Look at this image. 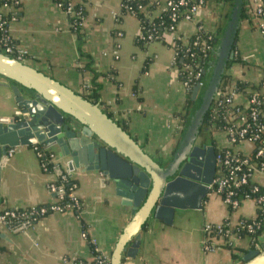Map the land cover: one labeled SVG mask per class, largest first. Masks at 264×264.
I'll use <instances>...</instances> for the list:
<instances>
[{
	"label": "crops",
	"instance_id": "1",
	"mask_svg": "<svg viewBox=\"0 0 264 264\" xmlns=\"http://www.w3.org/2000/svg\"><path fill=\"white\" fill-rule=\"evenodd\" d=\"M167 0L155 3L151 16L165 9ZM256 0H244L236 34L234 61L225 74L247 84L246 92L264 94V37L258 21L250 12ZM85 9L80 23L81 39L69 26L67 17L55 0H18L12 8L7 34L15 45L26 51L24 63L55 79L79 94L94 80L98 105L160 165L170 160L182 133L186 114L187 90L177 75L178 66L171 46L172 34L144 47L135 45L139 33L137 19L121 14V0H71ZM229 8L218 0H207L190 21L180 20L174 35L186 45L202 29L216 33L224 27ZM86 63L88 69L81 70ZM96 75L95 79H93ZM0 77V115L19 110L8 86ZM197 97V95L195 96ZM233 103L244 107L247 97L233 95ZM193 100V98L191 97ZM216 149L231 148L249 154L252 145H229L224 131H212ZM209 142V135L205 140ZM55 161L62 172L77 183L76 197L81 203L75 211L52 212L22 230L0 225V264H71L75 259L92 260L86 236L95 249L110 259L115 242L132 217V208L122 202L100 173L74 166L69 156H60L56 146ZM0 166V209H27L49 204L54 194L47 184L55 174L41 169L32 146H18ZM251 180L264 186V167L253 172ZM256 204L242 199L233 211L219 195L209 191L198 210H175L171 223L150 217L141 231L140 245L134 258L123 255L122 264H242L250 251L248 237L230 233V247L214 237L211 251L203 249V225L227 220L232 229L240 218H254ZM259 250L264 243V229L258 237ZM253 250V249H252ZM234 256V257H233Z\"/></svg>",
	"mask_w": 264,
	"mask_h": 264
},
{
	"label": "water",
	"instance_id": "2",
	"mask_svg": "<svg viewBox=\"0 0 264 264\" xmlns=\"http://www.w3.org/2000/svg\"><path fill=\"white\" fill-rule=\"evenodd\" d=\"M244 0H233L222 34L211 49L208 77L198 104L166 165L139 144L98 104L13 56L0 53V77L8 83L16 111L0 115V166L18 146L54 145L76 167L100 173L122 202L132 208L118 236L109 264L137 254L141 231L150 217L171 223L175 210H198L215 173V148L200 136L204 116L233 56ZM200 89L191 92L194 99ZM61 173L60 168L56 169ZM0 237L3 235L0 234ZM250 250L242 264H264V243Z\"/></svg>",
	"mask_w": 264,
	"mask_h": 264
},
{
	"label": "trees",
	"instance_id": "3",
	"mask_svg": "<svg viewBox=\"0 0 264 264\" xmlns=\"http://www.w3.org/2000/svg\"><path fill=\"white\" fill-rule=\"evenodd\" d=\"M55 1L57 2L58 0ZM170 1H172V3H176L178 0H170ZM196 1L197 0H186L187 3L185 7L186 8L190 7V5H192ZM206 1L207 0H204V2ZM218 1L219 2L222 1L224 5L228 6L229 9L233 2V0H218ZM9 2L10 0H0V6L3 3H9ZM58 2L61 3L62 9H65L67 3L71 2V0H62ZM244 3L245 2L243 1L242 15L244 10ZM154 7H155V3L149 2V0H121L120 13L131 14L137 19L139 25V33L135 37L134 43L139 47H144L151 42L162 40L164 34L167 33L172 34L171 46L175 52L174 53L175 63L178 66L177 75L179 80L186 85V90H187L186 105H185L186 114L184 116V125L182 128V130H184L187 124L189 123L190 118L193 115V112L195 111V108L198 104V100L202 92V86L204 85L208 77V70L210 68L208 62L211 58V49L217 43L218 38L222 34L223 26H220L216 31V33H205L202 29H199L195 34H193L190 37L186 45H183L181 41L174 35V33L170 31V26L173 25V22L170 17L173 13L178 12L181 9V7H178L179 9L177 10L171 9V7L164 9L157 16H152L151 19H149L147 15L151 14ZM72 9L74 10V13L77 12L78 14L77 15L67 14L66 17L70 29L77 34L79 39H81L80 23L84 17L85 9L81 4H72ZM12 15L13 12L7 11L6 13L0 15V21H4L6 23L12 18ZM225 16L227 17V14L224 15V18ZM1 35L2 33L0 32V37ZM204 42L209 44L211 47V49L206 52L205 56L203 55V52H201L200 50V45ZM234 59L235 58L233 57L231 59V62H233ZM80 69L81 70L88 69V63H86ZM195 73L200 74L198 81H200L202 85L200 86V89L197 93V97H195L192 100L191 92L197 82V80L194 78ZM95 77L96 75H94L93 79H95ZM96 86L97 85L93 80L92 82H90L89 85L85 87L88 93H83L81 95L84 96L89 101L98 104ZM246 87H248V85L243 83L242 81L240 80L233 81L230 78V76L224 74L219 85V91L227 90V91H231L232 93L242 92L243 94L246 95L247 98H249L251 93L245 91ZM219 99L221 100V98H218L217 100L211 103L208 111L204 116L202 125L200 127V131H204L209 135V142L213 147H214V140L210 136L211 132L218 130L224 131L229 126V124L226 123L225 117L230 107L226 106L225 103H219ZM257 122H261V120L258 119ZM253 129L254 127L251 128L250 131L253 132ZM251 145H252V150L249 154H242V153L239 154L247 158L248 163L254 165L258 169L261 163L264 164V156L255 157V152L259 148L264 147V130L259 133V137L255 141H253ZM32 147L34 148L35 151L40 153L38 160L40 163L43 164L45 172L50 174H55V169L53 167L54 166L53 157L55 156V150L50 145L47 146V145L36 144L33 145ZM53 182L56 186L61 187L63 189L62 198L57 203L62 207L71 204L72 202L70 201L68 195L70 194V192L77 189L78 186L77 181L74 178H72L71 175H69L68 173L61 171V173L56 174ZM234 191H235V199L237 198V200L238 199L254 200L256 204V215L254 218H248V219L240 218L239 219L240 225L234 226L232 229L230 228L228 231H225L224 229V237H225L224 239H226L230 233H234L238 237L246 236L250 239V249L254 250L253 245L255 242L258 241V237L261 235L264 229V186L253 182L251 179H248L245 184L241 185L239 188L235 189ZM15 210L20 211V209H15ZM79 210H74L77 216ZM228 210L231 212L234 209L228 207ZM225 222H227V220H225ZM248 225H250L251 227L250 230L247 229ZM81 226L83 232L85 233V238L91 249L92 255L94 256L99 254V252L95 249V245L86 236V226L84 225V223L81 222ZM17 228L18 227H15L14 229ZM204 246L205 243L203 244V249ZM230 246H231L230 243H225V247L229 248ZM212 248H214V245H212ZM74 261L76 263H81V264H86V263L95 264L93 259L90 261L75 259Z\"/></svg>",
	"mask_w": 264,
	"mask_h": 264
},
{
	"label": "built area",
	"instance_id": "4",
	"mask_svg": "<svg viewBox=\"0 0 264 264\" xmlns=\"http://www.w3.org/2000/svg\"><path fill=\"white\" fill-rule=\"evenodd\" d=\"M62 1V0H58ZM57 1V4L61 7V3ZM186 0H178L176 3L167 0L165 4V9H181L171 15V20L173 25L170 26V31L175 32L177 23L180 20L190 21L193 19L194 15L204 6V0H197L190 7L186 8ZM18 5V0H10L9 3H3L0 6V15L10 11ZM62 9V7H61ZM65 15H77L78 13L72 9V3L68 2L65 9H62ZM250 12L253 18L258 21V29L262 36L264 37V0H256L254 4L251 5ZM2 13V14H1ZM151 19V15H147ZM179 18V19H178ZM178 19V20H177ZM6 24V27H5ZM7 24L8 22L0 21V32L2 33L0 37V53L10 55L15 57L18 60L23 61L22 59L26 55V51L19 46L15 45L9 38L7 34ZM200 28H198L199 30ZM197 42V41H196ZM211 49L210 45L206 42L200 45V50L205 56L206 52ZM200 74L195 73L194 78L197 80L196 84L199 86L202 83L199 80ZM186 86V85H185ZM231 91H217V94L214 98V101L219 99V103H225L226 106L230 107L229 111L226 114L225 120L229 124L227 129L224 130L226 134L227 141L229 145L239 143L241 141L252 144L259 137V133L264 130V94L259 92H251V95L246 100L244 107H240L233 103V95ZM19 113V111H16ZM260 119L261 122H257ZM253 132L250 131L253 128ZM232 146L224 149L215 150V173L212 183L208 185V188L211 192L217 194L222 199L223 203L227 207L232 209L237 208L241 200L235 199V189L239 188L241 185L245 184L248 179L252 178V174L257 168L254 165L248 163L247 158L241 156L237 151H234ZM14 149H9L7 155L10 156L13 153ZM37 157L40 156V153L35 151ZM264 156V147L259 148L255 152V157ZM54 161V169L56 171L59 168L58 163ZM40 163V162H39ZM41 169L45 171L44 166L40 163ZM264 164L261 163L258 169H262ZM47 189L49 192L54 194L55 198L49 204L38 205L30 207L27 209H20L17 211L15 209H0V225L6 226L9 229H14L18 227L20 230L26 227H32V225L41 217L52 213V212H63L67 209L79 210L81 208V203L76 197L75 190L70 192L69 199L72 202L71 204L62 207L57 202L62 198L63 189L54 184L53 180L47 184ZM239 198V197H238ZM240 225L238 220L235 226ZM224 229L228 231L230 225L225 221H222L217 224L205 223L203 225V232L205 237L203 239V244L205 243L204 249L211 251L212 248V239L214 237L224 239ZM247 229L250 230V225L247 226ZM227 236V235H226ZM229 236V235H228ZM228 236L224 239V243H229ZM83 237L85 233L83 232ZM250 240V239H249ZM254 250H259L258 241L253 245ZM95 264H109L108 257L102 255L101 253L94 255L92 257ZM71 264H81L72 261ZM89 264V263H86Z\"/></svg>",
	"mask_w": 264,
	"mask_h": 264
},
{
	"label": "flooded vegetation",
	"instance_id": "5",
	"mask_svg": "<svg viewBox=\"0 0 264 264\" xmlns=\"http://www.w3.org/2000/svg\"><path fill=\"white\" fill-rule=\"evenodd\" d=\"M207 133L204 131H200V136L202 137V139L206 140L207 139Z\"/></svg>",
	"mask_w": 264,
	"mask_h": 264
}]
</instances>
